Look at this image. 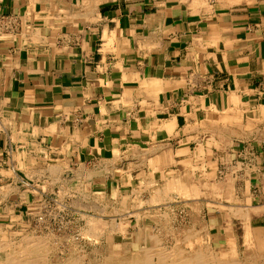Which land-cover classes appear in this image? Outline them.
<instances>
[{
  "label": "crops",
  "instance_id": "1",
  "mask_svg": "<svg viewBox=\"0 0 264 264\" xmlns=\"http://www.w3.org/2000/svg\"><path fill=\"white\" fill-rule=\"evenodd\" d=\"M61 1L0 0V220H35L51 193L110 205L212 174L222 199L188 201L198 235L264 264V0Z\"/></svg>",
  "mask_w": 264,
  "mask_h": 264
},
{
  "label": "rangeland",
  "instance_id": "2",
  "mask_svg": "<svg viewBox=\"0 0 264 264\" xmlns=\"http://www.w3.org/2000/svg\"><path fill=\"white\" fill-rule=\"evenodd\" d=\"M25 2L27 3L30 9L31 8L34 9L35 8L34 6L36 4L38 5L44 4L43 2H41V0H36L34 2H31V0H25ZM222 133L225 135V137L221 136L223 140L222 145L223 147H226L227 145H230L228 139L224 140V138L228 137V132H225V130L223 129ZM219 176L224 177V172H222ZM190 178L193 180L192 182L190 181L187 187L181 185V183L179 182H175V184L171 185L172 182H170L169 183L170 185L162 184V186H160L157 189H153V191L136 190L134 191L133 194V196L135 197H133L132 199L126 197L125 199L119 200L118 196L115 193L109 192L107 197H110L109 198L110 205H98V204L93 205L92 203L96 202L99 196L96 192L93 193L84 190L75 193L69 191L66 194L63 193L61 196L58 194L54 195L51 193V195H49V198H51V200L47 201V203L43 206L44 209L38 213V216L35 218V220L27 221L26 219L21 218L20 216L14 217L9 222L0 220V230H1L0 234H2L3 236L9 235L14 239L22 238L23 235L24 237H26L29 234H33L37 236L44 235L45 237H47L49 250H53L52 248H54L53 251L55 252V254L59 256V258H63V254H68L69 251H74L77 254V259L81 260L82 262L81 264H87L89 257L91 258L95 257L97 260H102V257H100L101 255H99V253H90L91 255L86 254V251L88 252L89 249H91L92 247H100V248L105 247V249L108 248L113 255L119 254L117 249L114 248L117 246L118 243V238H117L118 232L121 233L124 230H132L133 228L134 229L139 228L138 230L140 231L151 230L152 233L151 237L154 238L157 236L156 239L160 240L159 246H161V248L157 246L156 249L160 248L159 250H161L163 248L164 251L166 250L172 251L175 248L176 249L180 248L183 250L184 249L191 250L192 247H188L187 240L188 239L194 240V232L198 235V232L196 231L197 226L200 225V222L201 223L203 222L199 220V216L202 213L200 208L192 204L189 205L188 201L190 199L197 200L198 198H202L204 196L206 197V199H211V200L214 198L221 200L222 198H220L219 196H214L217 193H218L217 195L220 194V192H215V182H214L215 180H220V179L217 178L214 179V175L211 174L208 175L207 177H204L205 179L203 180L204 182L206 181V186H205L206 188H204V186L202 185V189L198 188L199 187L197 184L198 179H194L193 177ZM224 182L228 183V178H225V181L223 180V183ZM190 184L193 186H189ZM180 185L184 187L183 190ZM190 187L192 190L189 189ZM184 189L188 191L186 190L184 191ZM194 191L196 192V194H194L195 193ZM72 193L74 194L75 199L71 203L70 194ZM182 193L185 194L182 195ZM224 193H227V191H225ZM57 195L58 197H56ZM225 198L226 199H223V201L227 200V202H230L228 196L225 195ZM140 199H143L145 204H142L141 202L142 200ZM118 200L120 202H118ZM172 203L174 204L172 205ZM40 216L44 217L42 221L41 220L38 221V217ZM117 217L120 219H118ZM93 218L96 219L99 218L101 220L99 221L101 223L99 224L100 226L99 228H101L102 230L99 231V228L97 227L94 230H91L92 227L90 228V226H92ZM193 226H195L196 228H194ZM111 227L112 230L110 229ZM87 229H88V234L90 232L93 233L95 239L93 238L92 234L89 235L87 234L86 231ZM113 235H115V237H113ZM196 237L202 240L200 241V239H197L198 242L196 239L194 240L196 244H199L201 246L202 250L204 245L207 243L206 249L210 251L209 253L206 252L207 255L211 254V256L213 255L215 257L217 255V257L219 256V258L220 257L222 258V261L225 260L224 263L226 264L227 263L231 264L233 260L234 262L239 261V254L237 255L236 253H233L232 254L233 256L232 255L229 256L228 254L214 251L209 247V243L205 242L206 239L201 238L200 236H196ZM172 244H174L175 246L174 245L172 246ZM105 249L103 251H105ZM175 255L182 257L183 255L187 256L189 254L175 253ZM226 257L230 260H228Z\"/></svg>",
  "mask_w": 264,
  "mask_h": 264
},
{
  "label": "bare ground",
  "instance_id": "3",
  "mask_svg": "<svg viewBox=\"0 0 264 264\" xmlns=\"http://www.w3.org/2000/svg\"><path fill=\"white\" fill-rule=\"evenodd\" d=\"M36 0H31V2H34ZM92 1V0H91ZM107 1V0H106ZM41 2H43L44 4H42L44 7L45 6H63V3L61 0H41ZM88 2V1H87ZM90 2V1H89ZM88 4V3H87ZM90 5V4H88ZM72 6V5H71ZM75 6V5H74ZM78 6V5H76ZM84 6V5H83ZM92 6V5H91ZM96 6V5H95ZM65 7V6H64ZM67 7V6H66ZM48 8V7H47ZM46 8V9H47ZM83 8V7H82ZM87 8V7H86ZM95 8V7H94ZM33 9V8H32ZM52 9V8H51ZM90 9V8H89ZM42 10V9H41ZM44 10V9H43ZM57 10V9H55ZM88 10V9H87ZM93 11V10H92ZM53 12V11H52ZM79 12V11H78ZM90 12V11H89ZM88 12V14H90ZM71 13V12H70ZM93 13V12H92ZM96 14V12H94ZM91 15V14H90ZM70 16V15H68ZM87 16V15H86ZM73 17V16H72ZM94 17V15H93ZM1 20V19H0ZM9 25V24H8ZM27 27V26H26ZM50 28V27H49ZM37 31V30H36ZM35 33H38V31ZM49 31V30H48ZM31 32V31H30ZM33 32V31H32ZM34 34V32L32 33ZM38 36V35H37ZM112 36V34H111ZM109 36V37H111ZM37 38V37H36ZM43 38V37H42ZM35 39V38H34ZM25 140V139H24ZM199 148V147H198ZM22 153V152H21ZM24 153V152H23ZM132 153V152H131ZM28 155V154H27ZM22 156V155H21ZM125 158V157H124ZM179 161V160H178ZM183 161V160H182ZM52 162V161H51ZM185 162V161H184ZM183 162V163H184ZM53 164V163H52ZM58 164V163H57ZM44 168V167H43ZM46 168V167H45ZM54 168V167H53ZM52 168V169H53ZM105 168V167H104ZM51 169V167H50ZM98 170V169H97ZM101 170V169H100ZM116 170V169H115ZM104 171V169H103ZM99 171H97L98 173ZM38 173V171H37ZM52 173V172H51ZM122 173V172H120ZM92 174V173H91ZM101 174V173H100ZM103 174V173H102ZM111 174V173H110ZM41 175V174H40ZM52 175V174H51ZM88 175V174H87ZM96 175V174H95ZM85 176V175H84ZM86 177V176H85ZM90 177V176H89ZM88 177V178H89ZM107 177V176H106ZM51 180V179H50ZM58 180V179H57ZM175 180V179H174ZM173 180V181H174ZM133 181V180H132ZM105 182V181H104ZM147 182V181H146ZM82 183V181H81ZM117 183V182H116ZM141 184V183H140ZM149 184V183H148ZM79 185V184H78ZM2 186V185H1ZM181 186V185H180ZM190 186H193L190 184ZM213 186V185H212ZM7 187V186H6ZM182 190H183V186ZM180 187V188H181ZM187 187V186H186ZM196 187V186H195ZM9 188V187H8ZM60 188V187H59ZM67 188V187H65ZM74 188H76L74 186ZM193 188V187H192ZM5 189V186L4 188ZM111 189V188H110ZM114 189V188H113ZM173 189V187H172ZM190 190L191 187L189 188ZM133 190V189H132ZM135 190V189H134ZM181 190V191H182ZM186 189H184L185 191ZM195 190V188H194ZM63 191V190H61ZM91 191V190H90ZM153 191V190H152ZM188 191V190H186ZM199 191V190H198ZM12 192V191H11ZM65 192V191H64ZM158 192V191H157ZM183 192V191H182ZM195 192V191H194ZM200 192V191H199ZM8 193V192H7ZM185 194V193H184ZM182 193V195H184ZM193 194V192H192ZM196 194V192L194 193ZM198 194V193H197ZM56 195V194H54ZM60 195V194H58ZM58 195L56 197H58ZM160 195V194H159ZM220 195V194H219ZM61 196V195H60ZM158 196V195H157ZM164 196V195H163ZM193 196V195H192ZM55 197V196H54ZM96 197V196H95ZM133 197V196H132ZM159 197V196H158ZM157 197V198H158ZM62 198V197H61ZM97 198V197H96ZM156 198V197H155ZM168 198V197H167ZM132 199V198H131ZM150 199V198H149ZM54 200V199H52ZM58 201V199H57ZM56 201V202H57ZM60 201V198H59ZM113 201V200H112ZM137 201V199H136ZM149 201V200H148ZM154 201V200H153ZM71 202V201H70ZM77 202V201H76ZM135 202V200H134ZM133 202V203H134ZM139 202V201H138ZM155 202V201H154ZM159 202V201H158ZM60 203V202H59ZM105 203V202H104ZM126 203V202H125ZM156 203V202H155ZM78 204V203H77ZM94 204V203H92ZM35 205V204H34ZM59 205V204H58ZM61 205V204H60ZM75 205V204H73ZM84 205V204H83ZM130 205V204H129ZM138 205V203H137ZM36 206V205H35ZM132 206V205H131ZM97 207V206H96ZM101 208V207H100ZM116 208V207H115ZM126 208V207H125ZM137 208V207H136ZM229 208V207H228ZM239 208V207H238ZM237 208V209H238ZM6 209V207H5ZM103 210V209H102ZM126 210V209H125ZM229 210H231L229 208ZM33 211V210H32ZM99 211V210H98ZM113 211V210H112ZM235 211V210H234ZM101 212V211H100ZM128 212V210H127ZM246 212V211H245ZM115 215V214H114ZM117 215V214H116ZM138 215V214H137ZM160 215V214H159ZM164 215V214H163ZM134 216V215H133ZM144 217V216H143ZM164 217V216H163ZM44 217H41L39 220H43ZM118 218V217H117ZM147 218V217H146ZM120 219V218H118ZM38 220V221H39ZM91 221V220H90ZM99 221H101L99 218H93L92 219V226H90L91 230H94L96 227L99 228V224H101ZM103 221V220H102ZM146 221V220H145ZM89 222V221H88ZM159 222V221H158ZM90 223V224H91ZM119 224V223H118ZM121 224V223H120ZM103 225V224H102ZM116 225V224H115ZM122 227V226H121ZM194 227V226H193ZM51 228V227H50ZM88 228V229H90ZM196 228V227H194ZM88 229L87 234H88ZM106 229V228H105ZM112 230V227L110 228ZM157 229V228H156ZM188 229V228H187ZM198 229V228H197ZM196 229V230H197ZM5 230V229H4ZM8 230V229H7ZM98 230V229H97ZM102 230L101 228H99V231ZM110 230V231H111ZM169 230V229H168ZM194 230V229H193ZM1 231V230H0ZM85 231V229H84ZM80 232V231H79ZM102 232V231H101ZM158 232V231H157ZM194 232V231H193ZM84 233V232H83ZM95 233V232H94ZM99 233V232H98ZM187 233V232H186ZM189 233V232H188ZM200 233V232H199ZM86 234V235H87ZM92 234L93 233H89ZM88 234V235H89ZM145 236H147L146 239H143V243L141 244V247L132 253H125V254H117V255H113L112 252L110 251H106L105 247L104 248H100V247H92L91 249H89V251H86V254H90V253H99V255H101L100 257H102V260H97L95 257H89V260L87 262V264H226L224 263V261H222V258L219 256L216 257L215 256H211V254H208L210 251H207V253H203V250L201 249V246L199 244H196V242L194 241L195 239H200L196 236L197 235L194 232V240L188 239L187 240V244L188 247H192V249H187V250H183V249H174V250H170V251H164L163 248L161 250H159L161 248V246H159V241L156 237H151L152 233L151 230H145L144 232ZM166 234V233H165ZM172 234V233H171ZM193 234V233H192ZM28 235V234H27ZM96 235V234H95ZM109 235V234H108ZM91 236V235H90ZM22 237V236H21ZM95 236H93L94 238ZM196 237V238H195ZM122 238V237H121ZM188 238V237H186ZM202 238V237H201ZM95 239V238H94ZM137 239V238H136ZM135 239V240H136ZM185 240V239H183ZM200 241H202L200 239ZM53 242V241H51ZM198 242V240H197ZM230 242V241H229ZM131 243V242H130ZM202 243V242H201ZM53 244V243H52ZM207 244V243H206ZM174 244H172L173 246ZM90 246V245H89ZM160 247L157 248L156 247ZM165 246V245H164ZM175 246V245H174ZM203 247V246H202ZM54 250V248H52ZM105 249V251H103ZM167 249V248H166ZM204 249V247H203ZM53 250H49L48 248V241H47V237L43 236H37V235H33V234H29L28 236L19 238V239H14L13 237L9 236V235H2L0 234V264H81V260L77 259V254L74 251H69L68 254H63V258H59V256L57 254H55V252ZM56 250V249H55ZM62 250V249H61ZM78 250V249H77ZM118 250V249H117ZM228 250V248H227ZM232 250V248H231ZM83 251V250H82ZM81 251V252H82ZM103 251V252H102ZM180 251V252H179ZM233 251V250H232ZM78 252V251H77ZM226 253V251H224ZM175 253H187L189 255L187 256H182L179 257L177 255H175ZM83 254V253H82ZM81 255V254H80ZM91 255V254H90ZM98 255V254H97ZM175 255V256H173ZM219 255V254H218ZM232 255V252L230 253L229 256ZM94 256V255H93ZM233 256V255H232ZM254 256V255H253ZM256 256V254H255ZM223 257V256H222ZM224 258V257H223ZM227 258V257H226ZM231 258V257H230ZM241 258V257H240ZM244 258V257H243ZM256 258V257H254ZM228 259V258H227ZM226 259V261H227ZM83 260V259H82ZM230 260V259H228ZM233 260V259H232ZM252 260V259H251ZM249 261V260H248ZM234 262V260H233ZM237 262V261H236ZM254 262V261H252ZM230 264V263H227ZM234 264V263H233Z\"/></svg>",
  "mask_w": 264,
  "mask_h": 264
},
{
  "label": "built area",
  "instance_id": "4",
  "mask_svg": "<svg viewBox=\"0 0 264 264\" xmlns=\"http://www.w3.org/2000/svg\"><path fill=\"white\" fill-rule=\"evenodd\" d=\"M42 216L38 217V220L41 218Z\"/></svg>",
  "mask_w": 264,
  "mask_h": 264
}]
</instances>
